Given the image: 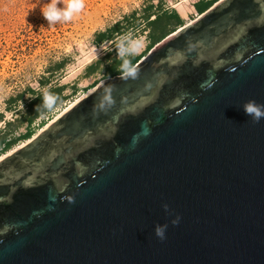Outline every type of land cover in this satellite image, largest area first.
I'll return each instance as SVG.
<instances>
[{
	"label": "water",
	"instance_id": "1",
	"mask_svg": "<svg viewBox=\"0 0 264 264\" xmlns=\"http://www.w3.org/2000/svg\"><path fill=\"white\" fill-rule=\"evenodd\" d=\"M256 1L220 0L0 158V264H264Z\"/></svg>",
	"mask_w": 264,
	"mask_h": 264
},
{
	"label": "rangeland",
	"instance_id": "2",
	"mask_svg": "<svg viewBox=\"0 0 264 264\" xmlns=\"http://www.w3.org/2000/svg\"><path fill=\"white\" fill-rule=\"evenodd\" d=\"M147 1L80 0L83 7L73 13L71 20L49 24L41 9L52 0H0V115L3 114L0 117V129L4 128L5 121L15 117V113L6 109L8 98L27 86L38 88L41 76L46 75L48 68L62 59H66L65 69L53 82L65 84V94L70 95L50 117H45V124L30 139L17 143L0 158H5L35 138L83 98L96 80L97 86L105 79L99 73L85 77L86 66L104 56L114 46L111 42L96 46L93 41L95 33L121 20L132 10L140 11ZM198 1L163 0L166 6L178 10L185 19V24L200 16L194 9V4ZM67 2L68 0H57V8H62ZM153 2L157 4L159 0ZM199 5L204 6L205 2L202 1ZM142 28L127 34V38H133L128 47H132L135 54H143L147 45L146 31H141ZM73 85L77 88L75 92ZM24 131L25 128L22 127L18 132Z\"/></svg>",
	"mask_w": 264,
	"mask_h": 264
},
{
	"label": "trees",
	"instance_id": "3",
	"mask_svg": "<svg viewBox=\"0 0 264 264\" xmlns=\"http://www.w3.org/2000/svg\"><path fill=\"white\" fill-rule=\"evenodd\" d=\"M205 2L204 6L199 5ZM218 0H199L194 4L198 14H202ZM185 24V19L175 8L166 6L163 0L154 4L153 0H148L140 10H132L125 14L121 20L116 21L111 26L94 35V44L100 46L105 42L114 44L113 49L106 52L101 58L91 62L85 68V77L101 74L103 78L122 74L121 65L126 59L131 66L139 61L156 44L161 42L170 34ZM143 27L141 31H146L147 45L143 54L121 56L122 50L129 48L128 44L133 39L127 38L130 31ZM66 65V59L55 62L47 70V74L41 76L39 87L27 86L23 91L11 95L6 104V109L15 113L12 120L5 121V126L0 129V156L9 151L17 143L30 139L39 127H42L52 112L63 105L70 97L65 94L66 85L53 82L54 78L60 75ZM90 86L93 88L97 84ZM77 90L73 85V92ZM28 94V97L26 96ZM47 95V106L42 103V97ZM3 117V114L0 115ZM22 127L24 132H18Z\"/></svg>",
	"mask_w": 264,
	"mask_h": 264
},
{
	"label": "clouds",
	"instance_id": "4",
	"mask_svg": "<svg viewBox=\"0 0 264 264\" xmlns=\"http://www.w3.org/2000/svg\"><path fill=\"white\" fill-rule=\"evenodd\" d=\"M83 5L80 3V0H68V2L62 7L57 8V0H52V2L44 5L41 9V13L46 21L49 24H54L61 20L68 21L71 20L72 15L74 12H78L82 9ZM134 49L132 47L126 48L121 51L120 55L123 57L125 55H134ZM121 70L123 75L127 78H134L136 76V69L134 66L129 64L128 60H124L123 64L121 65ZM47 95L42 97V103L47 106ZM104 101L108 104H111V99L109 96H105ZM245 115L251 116L254 120H259L261 117H264V106L257 105L254 101L246 102L242 106ZM165 210H167V206L165 205ZM155 234L163 238L164 228L163 227H156Z\"/></svg>",
	"mask_w": 264,
	"mask_h": 264
},
{
	"label": "flooded vegetation",
	"instance_id": "5",
	"mask_svg": "<svg viewBox=\"0 0 264 264\" xmlns=\"http://www.w3.org/2000/svg\"><path fill=\"white\" fill-rule=\"evenodd\" d=\"M256 4H257V7H256V9H258V10H260L261 9V4H263L264 5V0H257L256 1ZM194 39V38H193ZM193 39H191V41H193ZM197 40L199 41V38H197ZM197 43V42H196ZM200 43H201V45H199L198 47L200 48V50L202 49V47H203V44L202 43H204L202 40L200 41ZM206 43V42H205ZM204 43V44H205ZM195 49V47H192V50H194ZM150 51H148L139 61H137L136 63L138 64L143 58H145L146 57V55L149 53ZM135 63V64H136ZM134 64V65H135ZM148 65V63L147 64H145L144 66H142V67H146ZM26 155V154H25Z\"/></svg>",
	"mask_w": 264,
	"mask_h": 264
},
{
	"label": "bare ground",
	"instance_id": "6",
	"mask_svg": "<svg viewBox=\"0 0 264 264\" xmlns=\"http://www.w3.org/2000/svg\"><path fill=\"white\" fill-rule=\"evenodd\" d=\"M191 22H193V20H192V21H189V22H187V23L185 24V26H186V25H188V24H190ZM182 27H184V26H182ZM92 89H93V88H92ZM92 89H91V90H92ZM91 90H90V91H91ZM90 91H89V92H90ZM86 94H87V93H85V95H86Z\"/></svg>",
	"mask_w": 264,
	"mask_h": 264
},
{
	"label": "crops",
	"instance_id": "7",
	"mask_svg": "<svg viewBox=\"0 0 264 264\" xmlns=\"http://www.w3.org/2000/svg\"><path fill=\"white\" fill-rule=\"evenodd\" d=\"M194 9H195V11H197L196 8H195V6H194Z\"/></svg>",
	"mask_w": 264,
	"mask_h": 264
}]
</instances>
